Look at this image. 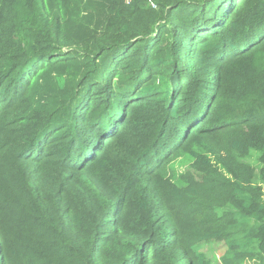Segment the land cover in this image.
Segmentation results:
<instances>
[{"label": "trees", "instance_id": "trees-1", "mask_svg": "<svg viewBox=\"0 0 264 264\" xmlns=\"http://www.w3.org/2000/svg\"><path fill=\"white\" fill-rule=\"evenodd\" d=\"M0 264H264V0H0Z\"/></svg>", "mask_w": 264, "mask_h": 264}, {"label": "rangeland", "instance_id": "rangeland-1", "mask_svg": "<svg viewBox=\"0 0 264 264\" xmlns=\"http://www.w3.org/2000/svg\"><path fill=\"white\" fill-rule=\"evenodd\" d=\"M186 167L187 163H185V159H174L170 164V171L178 172ZM199 250L213 263H217L219 255L224 251V244L222 242H203L199 245Z\"/></svg>", "mask_w": 264, "mask_h": 264}]
</instances>
